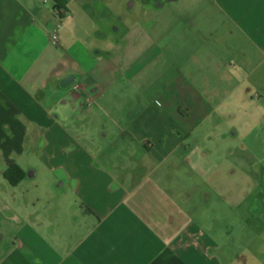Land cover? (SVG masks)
I'll use <instances>...</instances> for the list:
<instances>
[{
    "label": "crops",
    "instance_id": "1",
    "mask_svg": "<svg viewBox=\"0 0 264 264\" xmlns=\"http://www.w3.org/2000/svg\"><path fill=\"white\" fill-rule=\"evenodd\" d=\"M132 1L156 8L154 21L135 32L127 25L114 42L100 16L93 26L103 46L69 33L52 45L42 38L50 12L105 0H0V264H224L209 212L201 216L214 197L227 202L207 184L219 167L215 112L221 93L235 90L222 88L234 77L222 73L223 55L236 59L242 38L264 51V0ZM154 48L170 65L143 83L141 61ZM203 50L213 83L206 72L194 78L191 62L201 64ZM67 74L75 82L62 88ZM86 104L103 117L105 158L70 133L96 115L83 117ZM33 144L55 170L53 191L73 181L69 204L39 206L18 187L26 170L14 165ZM75 206L79 223L67 215Z\"/></svg>",
    "mask_w": 264,
    "mask_h": 264
},
{
    "label": "rangeland",
    "instance_id": "2",
    "mask_svg": "<svg viewBox=\"0 0 264 264\" xmlns=\"http://www.w3.org/2000/svg\"><path fill=\"white\" fill-rule=\"evenodd\" d=\"M156 12V8L145 9L138 2L134 4L132 0H105L96 9L89 4L73 3L63 15L49 13L53 25L46 27L42 40L52 45V34L60 38L69 33L73 38L92 45L98 40V28L93 26L94 20L106 16L103 28L109 35L107 39L115 42V39L124 34L127 25L134 32L146 30L154 21ZM136 19L140 20V28L133 25ZM114 21L120 28L117 33L111 31ZM104 40L106 38L98 40L99 44L104 46L105 42L101 43ZM239 41L236 59H231L228 52L223 55L226 60L222 73L230 72L234 77L224 82L222 88L235 90L221 93L222 105L215 112V121L219 125L215 127L214 133L217 141L214 157L219 167L207 180V184L212 186L213 195L216 194L217 198L223 197L227 202L221 205L214 197L210 208L202 212L201 216L205 217L206 212H209V217L204 222L209 224L211 232L225 251L224 264L229 261L235 264H258L264 262V51L245 38ZM212 46L209 43L207 48L212 49ZM153 51L154 55L147 53L141 61L143 83L157 79L170 65L165 54L155 48ZM202 54L207 57L204 50ZM210 60L202 59L201 64L191 62L196 74L194 78L198 83L203 72L209 75L211 83L217 80L216 75L212 76L215 69ZM98 109V104H86L81 108L83 117L88 111H96V115L89 122L85 121L86 118L74 122L71 131L69 124H66L65 129L73 135L77 133L78 138H81L79 140L87 144L88 152L92 155L105 158L108 151L101 136L103 117ZM39 149L37 144H33L31 151L19 159L17 166L22 171L35 168V174L22 179L18 187L24 192L29 190V199L33 196L41 198L39 206L45 204L47 199L53 204H69L75 199L71 194L73 181L66 180L62 188L64 191H53L52 187L58 181L56 173L45 158L37 155L36 151ZM199 196L202 198V195H197L198 198ZM67 215L71 221L76 217L75 223L83 220V215L76 206L69 208Z\"/></svg>",
    "mask_w": 264,
    "mask_h": 264
},
{
    "label": "water",
    "instance_id": "3",
    "mask_svg": "<svg viewBox=\"0 0 264 264\" xmlns=\"http://www.w3.org/2000/svg\"><path fill=\"white\" fill-rule=\"evenodd\" d=\"M174 1V0H173ZM162 5L161 2H156V6L160 7ZM75 82V77L72 74H67L66 76H64L61 80H60V87L62 88H66L68 87L71 83ZM35 174V168H28L25 171V177H31Z\"/></svg>",
    "mask_w": 264,
    "mask_h": 264
},
{
    "label": "flooded vegetation",
    "instance_id": "4",
    "mask_svg": "<svg viewBox=\"0 0 264 264\" xmlns=\"http://www.w3.org/2000/svg\"><path fill=\"white\" fill-rule=\"evenodd\" d=\"M151 1V3H155V2H161V3H164L166 0H150ZM113 29H116V25L114 24V25H112V30ZM237 258H238V256H237ZM225 264H235L233 261L231 262V261H229V262H227V263H225ZM258 264H264V262H261V263H258Z\"/></svg>",
    "mask_w": 264,
    "mask_h": 264
},
{
    "label": "built area",
    "instance_id": "5",
    "mask_svg": "<svg viewBox=\"0 0 264 264\" xmlns=\"http://www.w3.org/2000/svg\"><path fill=\"white\" fill-rule=\"evenodd\" d=\"M57 36H56V34H52V36H51V41L53 42V43H56V41H57ZM91 103V101H89L88 100V104H90Z\"/></svg>",
    "mask_w": 264,
    "mask_h": 264
},
{
    "label": "trees",
    "instance_id": "6",
    "mask_svg": "<svg viewBox=\"0 0 264 264\" xmlns=\"http://www.w3.org/2000/svg\"><path fill=\"white\" fill-rule=\"evenodd\" d=\"M13 167V166H12ZM14 167H17V168H19L18 166H16V165H14ZM20 169V168H19ZM20 171V176H19V178L20 179H22V177L24 176V173L21 171V170H19ZM12 183H13V181H11Z\"/></svg>",
    "mask_w": 264,
    "mask_h": 264
}]
</instances>
